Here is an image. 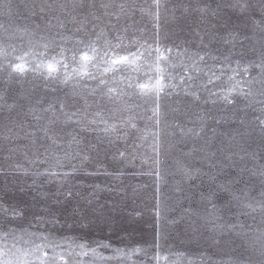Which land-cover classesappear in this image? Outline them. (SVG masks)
Returning <instances> with one entry per match:
<instances>
[{"label":"snow or ice","instance_id":"6c2138e0","mask_svg":"<svg viewBox=\"0 0 264 264\" xmlns=\"http://www.w3.org/2000/svg\"><path fill=\"white\" fill-rule=\"evenodd\" d=\"M37 7L40 13H44L45 9L59 10L70 18L69 22L75 27L67 30L71 35L66 34V24L60 16L46 20L44 29L35 22L34 26H20L13 22L19 15V5L14 6L11 0H0V14L4 17L0 19V77L10 85L16 74L23 77L30 68L32 71L43 69L39 71L44 82L43 90L52 94L40 96L26 112L17 113L24 117L23 121L11 115L19 107L18 104L15 101L7 103L0 96V109L8 113L0 125V175L30 176V188H43L45 184L53 182L61 186L69 185L65 191L53 194L62 195L67 202L73 196L71 181L81 173L116 177L124 174L118 165L133 163L136 154L126 153V150L115 146L118 142L127 143V129H136L140 133V143L134 145L136 148L144 147V142L151 137L149 147L152 155L145 153L141 161L148 163L151 159L152 171L143 174L153 175L156 180L157 232L151 245L156 249L153 259H161L160 240L167 238V233L162 237L159 229L160 184L165 181L166 175L179 174L181 179L177 185H187L198 193L201 201L211 204V210L206 214L195 211L203 222L201 228L208 233L205 238L217 245L222 242L231 243L233 237L242 241L247 254L230 257L227 264H264V0H227L214 8L199 0L180 5L183 15L198 13L202 22H205L207 16L217 17L228 9L247 15L253 25L251 35L230 31L224 37L215 32H206L211 37L208 43H205L204 35L197 33L200 40L195 50L162 42V17L176 18L177 6L173 5L170 9L167 0H151V4L138 8L141 15L147 16L152 22L150 35L145 28H136L130 34L131 26L117 28L110 22L103 26L91 23L100 21L102 17L115 16L119 20L121 16L134 15L138 6L133 0L119 3L115 0H100L99 3L96 0H72L70 4L32 5V17L37 15L34 10ZM53 19L56 20L55 25L52 24ZM53 28L57 30L53 32ZM256 29L259 30L258 36ZM217 38L225 47H211L212 40ZM164 39H167L166 34ZM50 51L53 54L50 55ZM70 66L71 74L68 71ZM225 67L230 72L227 75V86H224L222 80ZM252 69L258 70L255 75L250 74ZM254 84H258L259 88L254 89ZM65 88H69V91L64 92ZM181 94L188 98L186 110L198 107L201 102L234 106L237 98H243L245 107L259 106L253 108L259 112L253 121L259 129L260 151L248 153L254 166L240 170L241 173L248 172L247 179L237 175L226 182H218L215 175L196 166L199 161L206 162L209 169L219 166L223 170L226 167L222 161L213 163L211 157L216 153L206 151L208 141L200 148L193 145L186 151L179 147L188 137L200 139L211 118L201 109L194 113L193 127L182 125L176 119L180 108H174L169 103L170 97ZM18 95L20 99L28 98L23 91ZM135 109L151 113L147 116L151 127H137L136 117L131 114ZM184 114L187 115V111ZM197 123L198 128L195 127ZM20 130H25L23 135ZM177 132L179 140L172 139ZM93 134L94 139L90 138ZM23 140L28 143H19ZM111 147H115L114 153H111ZM174 149L187 162L178 160L176 172L162 174L161 155ZM198 152L203 155L197 156ZM18 154L24 157L27 167L17 160ZM101 156L117 166L109 171L106 165H99ZM225 159L230 160L231 156ZM93 164H98L95 173L87 171L89 165ZM202 176H208L215 187L202 191L201 185L197 183ZM257 180L258 198L252 195ZM94 187L97 191L104 190L99 185ZM4 195H8L7 184ZM41 195L47 198V193L41 192ZM225 195L227 199L217 204L216 201ZM56 202L60 203L58 199ZM232 208H236L234 213ZM26 210V205L7 199L0 200V264H49L45 248L51 247V244L36 243L30 248L21 247V241L26 245L33 243L31 239H24L16 223ZM254 213H259V227L246 226L239 219L244 216L255 221ZM72 214L79 215L82 220L84 218L79 207L74 206ZM226 215H235L237 219L229 222ZM167 223L175 224L178 221L169 220ZM25 234L29 238L39 236L37 232ZM43 239L47 240V237ZM102 246L110 247V243ZM79 247L83 249L84 245ZM114 251L118 256L124 255L122 248L117 247ZM136 252L147 255L146 248L133 247L127 254L128 258L131 259ZM87 254L81 252V255ZM92 254L96 255L94 249ZM59 258L64 260L63 255Z\"/></svg>","mask_w":264,"mask_h":264},{"label":"rangeland","instance_id":"374dc122","mask_svg":"<svg viewBox=\"0 0 264 264\" xmlns=\"http://www.w3.org/2000/svg\"><path fill=\"white\" fill-rule=\"evenodd\" d=\"M61 2L71 3L72 0H11V3L19 5L17 9L19 15L14 19V23L24 26H34L33 22L39 23L41 29L45 27V21L52 16H60L65 21V33L71 35L68 29H73L75 25L69 22L66 17L57 9H45L44 13H40L39 8L34 9L37 13L35 17L30 15L32 5L58 4ZM97 3L100 0H96ZM115 2H124V0H115ZM138 6L137 11L132 16H121L119 20L115 16L102 17L100 21H91L97 25L111 23L117 28L123 26H131L132 30L136 28L147 29L149 35L152 32V22L147 16H142L139 12V6H147L151 4V0H133ZM197 0H167L169 8L173 5L177 6L175 11V19L169 16L167 19H161V39L162 42L169 46L182 45V47H191L193 50L197 47L200 35H204L205 43L211 39L210 35L205 33H218L219 36L227 37L230 31H238L241 34H252L253 25L247 15L225 9L217 17L207 16L205 22L201 21L198 13L191 15H183L180 5L194 3ZM202 4H209L213 8L218 3H225L227 0H199ZM43 16V19H41ZM0 19H4L0 14ZM91 23L89 27H91ZM52 24H56V20H52ZM57 29L53 28L55 32ZM199 33L200 35H198ZM165 34L167 39H164ZM257 36L259 30L256 29ZM190 42L183 44L182 42ZM247 43V42H245ZM211 47H225L219 39L212 40ZM50 55L53 54L51 51ZM235 65H233L234 67ZM39 71H44L40 69ZM39 71H32L31 68L20 77L16 74L13 82L6 84L3 77H0V96H3L7 103L18 104V108L14 109L11 115L14 119L23 121V113L35 102L40 96H51L43 90V80L39 75ZM71 74L72 66L68 69ZM225 75L222 77L224 86H227V75L230 74L227 67L224 69ZM257 69L250 70L251 75H255ZM63 74V69H61ZM254 89H258L259 85L254 84ZM35 89V91H33ZM23 91L27 99H20L19 93ZM69 91L65 88L64 92ZM62 95V93H57ZM206 95V94H204ZM2 103V101H0ZM82 103V101H80ZM172 107L180 108V113L176 115V119L185 127H193L192 121L195 120V112L201 109L208 113L211 117L208 119L204 132L200 139L188 137L179 147L185 151L195 145L197 148L205 145L208 141L206 151L215 152L216 155L211 157L213 163L222 161L226 167L221 170L219 166L209 169L206 162H197L196 166L203 167L205 172L215 175L218 182H226L237 175H243L248 178V172L241 173V169L252 168L253 162L248 158V153L252 151H260L259 129L255 127L253 117L259 115V112L253 107H245L243 98H237V104L232 106H224L222 104H203L192 110H186L188 98L183 94L180 96L173 95L169 98ZM187 111V115L184 113ZM136 117L135 123L138 128L143 129L145 125L151 127V122L147 120L150 112H143L135 109L131 113ZM8 115L7 111L0 109V125L4 122V117ZM107 111L105 116H107ZM223 117L222 119H220ZM171 120V117L169 118ZM35 123V121H30ZM102 127V126H101ZM195 127H199L197 123ZM19 130V129H18ZM26 130V129H25ZM25 130H20L23 135ZM175 131V129H172ZM214 130V131H213ZM127 143L118 142L115 147L126 150V153H135L136 158L133 163L118 165L123 171V175L106 176L103 174L85 175L79 174L71 181L73 196L65 202L64 197L54 196L53 194L65 191L69 185H58L53 182L45 184L43 188H30L32 178L22 175H0V200L7 199L15 201L19 204L26 205L27 210L22 218H18L16 223L22 230L21 234L24 239H31L33 243L24 244L21 241V247L30 248L36 243L51 244V247L45 248L48 253L47 259L49 264H227L229 258H235L241 254H247L242 246V241L235 237L231 243L222 242L221 244H213L205 237L208 235L201 228L202 221L195 214L199 211L202 215L211 210V204L207 201H201L198 193L194 192L185 184L177 185V181L181 179L179 174L166 175L165 181L160 184V220L159 229L161 235L167 233V238L160 240L159 253L161 259L159 261L153 259L156 249L151 247L157 232L156 218V180L155 176L143 174L152 171L153 165L151 159L148 163H142L141 156L147 153L151 156V137L144 142V147L136 148L134 145L139 144L138 139L140 133L136 129H127ZM95 134L92 135L94 139ZM174 140H179L177 132ZM19 143L27 144V140ZM115 147H111V153L115 152ZM31 155V152H29ZM202 156L203 153H197ZM231 156V159L225 157ZM17 160L27 167V162L21 154L17 155ZM183 160L187 162L181 153L172 150L170 153L161 155V171L176 172L177 161ZM99 165H106L109 171H112L117 165H113L110 160L100 157ZM98 164L89 165L87 171L95 173ZM103 172V168H100ZM201 185L202 191H208L215 185L209 181L208 176H202L197 181ZM7 184L8 195L5 196V185ZM99 185L101 191H97L94 187ZM179 187V191H177ZM242 187V185H236ZM23 188V191L18 189ZM259 182L256 181V190L252 192L253 196L258 198ZM41 192L47 193V198L41 195ZM57 199L60 203H57ZM227 199L226 195L221 196L216 201L217 204ZM91 201V203H89ZM79 207L83 214V220L79 215L72 214V208ZM191 209L192 211H189ZM236 208H232L234 213ZM55 214V218H53ZM256 220L251 217L240 216L239 219L247 225L259 227V213H254ZM229 222H235V215L225 217ZM56 220L59 222L57 223ZM177 220L178 223L169 224L167 221ZM86 225V226H84ZM199 230V231H197ZM26 232H37L39 236L29 238ZM47 237L44 240L43 237ZM110 247H103L109 244ZM83 244L81 249L79 245ZM122 248L124 255L118 256L114 249ZM133 247L147 249V255L144 252H136L128 258V253ZM93 249L96 255L92 254ZM87 252V255H81V252ZM63 255L64 260L59 257Z\"/></svg>","mask_w":264,"mask_h":264}]
</instances>
